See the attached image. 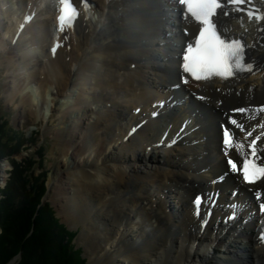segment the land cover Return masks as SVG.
I'll list each match as a JSON object with an SVG mask.
<instances>
[{
    "label": "bare ground",
    "instance_id": "1",
    "mask_svg": "<svg viewBox=\"0 0 264 264\" xmlns=\"http://www.w3.org/2000/svg\"><path fill=\"white\" fill-rule=\"evenodd\" d=\"M254 1L264 11V0ZM28 2L30 12L25 9L21 20L32 11L38 15L42 11L44 0ZM91 3L96 11L100 9L98 20H77L72 35L79 38L70 53L65 52L70 45L66 34L51 39L50 48L56 44L60 49L55 56L48 55V64L36 79L42 106L47 105L49 84L59 88L56 97L63 95V85H78L72 72L89 86L74 102L80 113L58 111L62 124L54 139L58 153L71 162L57 161L49 184L67 222L83 223L80 240L93 251L90 264H264V238L260 237L264 229L249 222L246 210L255 209L257 202L264 204V180L244 186L241 176H235L225 158L234 157L238 163L241 156L234 147L222 148L219 129L226 120L236 129V142L244 144L245 151L258 136L257 148L264 149V20L248 22L228 7L230 14L219 22L227 36L244 39L252 71L225 82L185 83L179 54L198 25L180 16L172 0ZM9 18L16 19L9 26L15 28L13 42L21 20L14 14ZM51 18H45L41 32L33 35L32 40L39 42L33 45L42 51L51 37ZM38 21L37 17L27 26L18 41L26 39ZM75 54L81 61L78 65ZM30 56L39 60L41 52L20 59ZM24 80L19 79V85ZM156 91L162 94L157 96ZM26 97L33 104L39 99L33 90ZM164 100L168 105L152 119L156 103ZM137 108L142 109L140 115L135 114ZM144 120L145 126L132 133ZM165 134V143L184 137L173 148L158 147ZM149 147L154 151L149 152ZM258 155L264 164V150ZM7 169L8 165L0 169L1 182L7 179ZM212 192L221 193L217 215L207 232L201 233L206 216L194 215L192 194L208 197ZM235 203L243 207L240 221L226 224L229 214L224 217L222 212ZM257 215L264 222V214L257 211Z\"/></svg>",
    "mask_w": 264,
    "mask_h": 264
},
{
    "label": "rangeland",
    "instance_id": "2",
    "mask_svg": "<svg viewBox=\"0 0 264 264\" xmlns=\"http://www.w3.org/2000/svg\"><path fill=\"white\" fill-rule=\"evenodd\" d=\"M27 1L28 0H24V1L11 0L10 2H7L6 0H0V107L5 112L8 113L12 126H14V128H16L18 131H23L24 137L27 138L26 144L22 147L20 152L13 153L12 155L7 157L0 156V169L8 165L7 174H6L7 179L5 182L0 181V200L4 198L2 191L6 189L7 184L12 178V172L14 170L13 161L17 163H21L23 162L24 158L28 157L29 153L35 154L41 151V154L43 156V159L41 158L42 159L41 166H43L45 171L48 173L47 174L48 194L46 201L43 203L44 204L49 203L50 206L54 209L56 216L61 220V222L66 224L69 229H72L77 232V238L75 240L76 248L82 249V254H83L82 256L84 257V259L87 260V264H90V260H91L90 258L93 254V251L91 248L86 249L87 243L84 240H80V237L85 229L83 223L77 222L71 224L67 222L63 214L60 213L55 198L54 197L52 198L53 192L51 193L52 191L50 189L51 185L49 184L50 179L53 177V175L56 172L57 161H60L63 158V160L66 159L69 162H71V158L69 156L67 157L65 156L64 158L62 157V155L58 153L59 148L56 146V140L54 139L55 130L61 123V118H60V114H58V111L64 112L71 109V110H76L75 113H80L79 110H77L76 107L74 106V102L80 94L82 93L86 94L87 90L84 88L88 89L89 86L85 83L84 80H78L77 79L78 77L75 75V72H72V81L74 82L77 80L78 87L73 86L74 85L73 83H69L66 86L63 85L64 87L63 95H57L56 97L59 88H57V86L53 83L49 84L48 86L45 87L47 105L45 104L42 106L40 99L41 88L36 79H37V74L39 75V77L42 76V73L40 72L42 71V68L46 64H48V55L50 53V39H52V35H53L54 10L52 9V7L47 5V7L44 8L45 11H43L42 13H40V15H38L39 21L36 22L37 26L33 27V29L29 31V33L26 35V39H24L25 41L23 40L24 42L18 41V43L16 44L15 41L12 42V37L15 28L14 27H12V29L9 28L11 21L14 24L16 22V19L15 20L11 19L10 21L9 16L14 14L15 17L17 16V19H21L24 13L23 11L26 8H27L26 11H28L29 9V3ZM44 3H46V1H44L43 4ZM50 3L53 4V1L51 0ZM47 17H52L51 18L52 31H51V37L47 38L48 42L45 44L46 47L44 51H42L41 49L39 50L38 48L39 46L33 45L34 41L36 40H32V39L34 38L33 36L34 34L41 32L42 30L41 28L43 24L42 22ZM90 19L97 21L98 13L93 12L92 14L87 16V18L84 19L85 23H88ZM78 38L79 36L76 34H74V36L71 35L66 38V42L69 43L70 45L67 47V49H65V52L67 53L71 52V50L73 49L72 43H75L78 40ZM15 39L18 40L17 36ZM80 45L84 47L83 44L80 43ZM75 49L77 50V48ZM39 51L41 52V56L39 57V60L38 58L35 57L31 58V56L25 59H20L21 56H24L25 54H30L32 52H38L39 54L40 53ZM85 51L87 52V50ZM78 54H80V57L82 58V52L78 51ZM61 57L62 55L59 56V59ZM37 60L39 61V63H37L38 62ZM74 60L76 61V65H78V63L81 62L77 54L74 55ZM68 64L69 66H71L72 63H68ZM14 75L17 76L16 79L14 78L15 77ZM18 78L25 79L24 80L25 84L19 85ZM15 81L17 82L15 83ZM48 82H50V77L48 79ZM31 90H33L34 94H36V96L39 98L36 99L35 104H33L32 101L30 102L28 97H26V95L29 94ZM156 93L157 96L162 94V92H157V91ZM118 96L119 94L115 95V97ZM123 103H125L124 99H122L121 106ZM133 110L134 108L132 107L130 111ZM72 121L73 119H71V122ZM42 146L44 148H41ZM36 160H39V157H37ZM0 235L2 236L4 235L1 229H0ZM20 261H21V256L17 255L8 264H19Z\"/></svg>",
    "mask_w": 264,
    "mask_h": 264
},
{
    "label": "trees",
    "instance_id": "3",
    "mask_svg": "<svg viewBox=\"0 0 264 264\" xmlns=\"http://www.w3.org/2000/svg\"><path fill=\"white\" fill-rule=\"evenodd\" d=\"M26 141L0 110V156L20 152ZM41 158L40 151L29 153L21 163L13 161L12 178L0 200L4 234L0 235V264H8L17 255L19 264H86L82 250L73 243L75 233L60 223L49 203H43L48 173Z\"/></svg>",
    "mask_w": 264,
    "mask_h": 264
},
{
    "label": "snow or ice",
    "instance_id": "4",
    "mask_svg": "<svg viewBox=\"0 0 264 264\" xmlns=\"http://www.w3.org/2000/svg\"><path fill=\"white\" fill-rule=\"evenodd\" d=\"M62 2L67 6L63 15L59 17L61 31H63L65 20L70 18L69 8H71V5L67 4V0H62ZM83 2L87 3V0H83ZM180 3L185 6V11L201 26L197 29L193 41L184 50L186 54L182 56L181 65L183 72L189 73L196 80H201L209 79L213 75L227 79L236 72L252 71L251 64L246 62L245 48L248 47L246 42H241L239 38L222 36L223 29L219 31L217 29L219 17L229 15L228 5L247 4L251 3V0H180ZM222 5L224 10L217 15L216 10L220 9ZM71 11L75 12V9L71 8ZM231 11L246 12L250 20L252 18L258 21L264 20V12L254 14L240 7H233ZM75 14L78 15V12ZM213 16H217L215 21L211 19ZM197 69L200 70L199 74ZM184 82L187 83V79ZM238 111L243 112L245 110L240 109ZM261 111H264V109H261ZM231 123L236 124V121L233 120ZM237 127L243 129L242 125H237ZM224 135V144L230 148H236L241 156L238 160L239 168H237L236 162L229 160L231 169L240 172L241 178L249 184L264 180V164L258 163L261 157L257 155L258 151L264 150L257 148L259 136L247 145V151H245V145L234 142L228 130H225ZM248 135L251 136L252 133L249 132ZM195 203L199 206V198ZM261 208L264 210V204L261 205Z\"/></svg>",
    "mask_w": 264,
    "mask_h": 264
}]
</instances>
